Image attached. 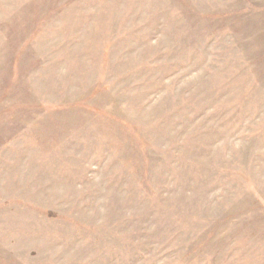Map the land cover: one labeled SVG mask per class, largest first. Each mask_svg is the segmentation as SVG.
<instances>
[{
  "label": "rangeland",
  "instance_id": "1",
  "mask_svg": "<svg viewBox=\"0 0 264 264\" xmlns=\"http://www.w3.org/2000/svg\"><path fill=\"white\" fill-rule=\"evenodd\" d=\"M0 264H264V0H0Z\"/></svg>",
  "mask_w": 264,
  "mask_h": 264
}]
</instances>
